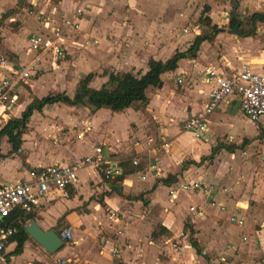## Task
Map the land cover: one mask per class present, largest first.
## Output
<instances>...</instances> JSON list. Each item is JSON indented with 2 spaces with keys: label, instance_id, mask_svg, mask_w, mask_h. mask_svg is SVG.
<instances>
[{
  "label": "crops",
  "instance_id": "0c3cea01",
  "mask_svg": "<svg viewBox=\"0 0 264 264\" xmlns=\"http://www.w3.org/2000/svg\"><path fill=\"white\" fill-rule=\"evenodd\" d=\"M254 1L257 0H237L234 16L239 22L241 21L236 16V11H243L241 15H246V5H252ZM63 4L69 5L65 11L71 9L70 5L72 10L77 6L83 9L75 33L79 42L82 39L85 41L82 47L87 50L85 57H78L73 63L70 84L72 95L67 96L63 89L53 90L55 94L64 93L71 98L78 81L88 74L92 75L88 87L97 90L106 83L110 73H129L139 77L146 73L149 60L164 62L175 53L185 52L198 35L192 27L198 23L200 16H217L215 12L222 14L223 9L227 12L230 5L233 6V1L62 0ZM260 26L264 27V24ZM182 30H186V33H182ZM218 30L211 41H204L199 45L194 57L180 59L176 69L159 76L158 86L146 88V104L135 102L120 112H112L107 107L90 112L88 109L65 107L59 103L45 106L40 112H32L28 122L37 115L42 123L39 131H33L32 137L34 140L43 139L47 143L46 147L38 150L31 134H28L31 129L27 126L25 134L21 136L19 151L24 152L29 135L33 153L39 151L38 155H42L35 158L34 163L28 157L26 167L15 165L17 171L14 172L11 170L7 173L0 168V182L6 181L5 179L28 180L31 175L28 171L33 173L36 168L44 166L42 161L45 160L48 165L73 163L78 158L91 156L95 146L101 147L105 158L118 163L120 175L102 185L107 193L100 201L83 209V200H79L78 196L86 194L92 186H97L101 179L89 168L81 169L80 171L88 169L90 178L85 176L80 180L77 174V182L72 189V202L71 199L57 200L30 217V221L42 231L53 230L56 234L62 228L71 229L74 245H62L54 254H47L39 246L37 248L32 245L33 241L24 234V241L17 255H12L16 239L6 248L10 260L16 264H50L54 257H65L74 258L79 264H214L223 261L221 255H228L238 257L239 260L236 261L239 264H264V217L256 215V219L253 216L254 213L264 216V200L259 199L263 195L262 188L256 185L251 187L253 205L242 208L239 205L242 202L231 198L234 197L233 193L241 191L239 183L231 182L232 178L240 179V169L228 156L224 158L226 154L236 153L231 152L226 142L231 143L238 135L230 130L232 112L235 113L233 106H237V103L232 99L221 102L206 118L204 139L192 140L188 133L180 130L182 121L196 115L205 102L208 88L200 78L204 68L246 66L256 73L264 72L263 42H256L252 36H225L222 29ZM214 44L221 45L228 55L220 57L224 53L217 54L212 46ZM24 54L28 56L27 53ZM45 65L41 64V69ZM57 69L59 67L54 68ZM178 79L181 80L180 84L176 82ZM52 82L50 76L43 75L27 87L34 97L40 99L53 89ZM20 95L22 92L19 88L17 101ZM16 104V110L20 112L14 114L15 118L19 117L27 102ZM55 106L70 114L66 118L67 122L58 114V110L55 111ZM47 111L56 113L52 120L57 124L50 123V118L43 117ZM83 127H88L89 130L79 137ZM91 131L94 135L90 148L87 152L80 153L79 144ZM130 137L142 146L133 147ZM148 138L151 143L146 147L143 144ZM2 140L6 142V138L0 139V154L5 156L10 152V146L4 150ZM52 140L55 141L53 149ZM212 149H216L215 154L210 159L201 161L210 155ZM134 157L139 160L137 169L130 164ZM219 160L220 166L217 165ZM224 164L230 165L231 176H228L230 179L225 185L221 183ZM127 168L130 172H125ZM245 173L248 171L244 167ZM167 176L174 177L175 182L199 177L208 183L205 185H211V193L185 194L190 197L181 195L173 204L172 198L167 195L166 186L157 183ZM8 180L6 182H10ZM221 184L226 189L222 190ZM111 185L120 189H111ZM159 190L163 192L165 203L159 200L162 199L158 195ZM226 190L230 191L229 194H226ZM183 200L188 202L183 205ZM220 205H225L229 210L220 211ZM188 206L203 210L206 217L186 214ZM109 209L117 210L120 215L117 224L104 216V212ZM229 214L242 220V226L227 222ZM181 217H186V221L176 233L173 229L177 228L172 224ZM248 217L251 218L250 222L247 221ZM60 224L64 227L58 228ZM155 227L159 228L158 232H155ZM242 240H245L246 247L237 254V245L240 247ZM190 241L199 248V255L190 246Z\"/></svg>",
  "mask_w": 264,
  "mask_h": 264
},
{
  "label": "built area",
  "instance_id": "2783aa9c",
  "mask_svg": "<svg viewBox=\"0 0 264 264\" xmlns=\"http://www.w3.org/2000/svg\"><path fill=\"white\" fill-rule=\"evenodd\" d=\"M83 15V9L75 7L71 14L61 18L57 23L48 18H40L42 29L26 38V53L30 55L27 62H14L8 57L0 58V67L4 74L0 75V129L9 119L11 109L17 102L18 89L21 84L28 85L41 69V64L54 69L68 56L67 47H80L85 41L78 40L76 33L78 23ZM222 17L228 18L227 12ZM182 33H186L182 30ZM71 38V39H69ZM70 40V41H69ZM202 83L207 86L205 102L199 112L182 121L180 130L188 133L192 140L204 139L206 118L218 107L221 102L235 100L241 116L250 123L264 126V72L256 73L248 67L240 69L219 68L208 66L200 73ZM178 84L181 80L176 81ZM83 127L79 133L82 137L88 132ZM133 147L141 146L137 140L130 137ZM151 139L144 142L149 146ZM132 166H138L136 157L131 160ZM89 168L92 173L101 174L105 182H111L120 175L118 163L105 158L100 146L92 149V155L78 158L73 163L40 166L30 175L28 180L16 179L10 182H0V264H16L7 257L6 248L15 241L18 233L23 231L30 217L57 200L68 199L76 182L77 174L81 169ZM167 195L173 198L178 193L209 195L211 185L201 181L175 182L166 186ZM223 209L222 207H219ZM190 213H201L196 207L189 208ZM108 218L117 224L118 216L110 211ZM231 224L238 227L243 222L233 216L228 218ZM119 234V231L116 232ZM62 245L73 246L72 233L69 228H62L56 233ZM55 264H79L74 258H56Z\"/></svg>",
  "mask_w": 264,
  "mask_h": 264
},
{
  "label": "rangeland",
  "instance_id": "374dc122",
  "mask_svg": "<svg viewBox=\"0 0 264 264\" xmlns=\"http://www.w3.org/2000/svg\"><path fill=\"white\" fill-rule=\"evenodd\" d=\"M258 6H259V8H257ZM68 7H69V5L67 6V4L62 5V0H0V17H1V19H0V58L1 57H8V58L12 59L15 63L19 62V61L22 63L27 62L30 59V57H29V55L25 56V54H24V53H26V38L32 34L38 33L42 29L38 20L42 17V18L51 19L54 21V23H57L61 18L67 17L71 14V11H72L71 5H70L71 9L69 11H65V10H68ZM262 7H264V0L254 1L252 3V5H246L245 8L248 9V10L246 9V13H245L246 15H243V16L241 15L243 11L242 12L240 11L239 13H238V11H236V16L243 23L246 20V18H248V16H250L252 13L260 10ZM225 11L226 10L223 9V12H225ZM205 14H208V12ZM215 14H217V16H215L213 14V15H210V17H207V19L210 22V25H214L218 29H222V31H223L222 33L225 36H232V37H236V38H237V36H240L238 34V29H236V31H237L236 35L229 33L233 29V27H229V25H228L229 17H231V16L235 17L234 16V14H235L234 8L231 5H230V8L227 10V14L229 16L228 18L224 19L220 12H215ZM204 17H206V16H203V15L200 16L201 19ZM216 17H218V18H216ZM215 18H216V20L214 21ZM226 20H228V21L225 22ZM262 24H264V22L255 24V27H256L255 33L252 36V38L256 42L260 41V42L264 43V41H263L264 40V33H263L264 27L260 26ZM194 26L195 27H192V28L195 30L196 33L198 32V34H199L200 30L202 29V25L197 23ZM191 32L195 33L192 30H191ZM75 36H77V35H75ZM69 39H71V38H69ZM82 40H81V42H82ZM212 46L216 50L217 54L224 53V55L221 54L220 57L228 55V54L226 55V52L221 45L215 46V44H214ZM12 50H14L15 52ZM86 51L87 50L84 49L82 46L80 47V44L78 45V47L75 46L73 49H72V46L71 47L68 46L67 47L68 56L65 57V60L63 61V63L60 62L58 64L57 67H59V69H57V70L51 69L48 67V65H45L44 63H42L45 65V67L42 70H40L38 72L37 76L33 80H31L28 84H31L33 81L37 80L38 78H40L43 75H47V76H50V78L53 81L52 82L53 83L52 84L53 89L50 91H47L48 95L55 94V91H53V90H54V88H57L59 90L63 89V92L67 96H71L72 91L70 90L71 89L70 84H72L71 82H72L73 63H74V61H77L78 57H85ZM237 52H235V54ZM241 67L240 66L239 67H237V66L230 67L229 66V68L235 69V70L240 69ZM0 73L2 75L4 74V70L1 67H0ZM19 88H20V91L22 92V95L19 96V100L17 101L18 105H22L23 101H26L28 104L30 101V98L32 96H35V95H32L33 93L29 90V88L25 84H21ZM16 105L17 104H14L12 106L9 119L15 118L14 114H16L17 111L20 112L19 110H16ZM24 108H22V111ZM54 108H55V111L56 110L59 111L58 114H61L60 116H62V118H64L65 121H66V118L68 116H70V114L68 112H66L64 109H62V108L59 109L56 106ZM234 110H235V113L233 114V112H232V117L230 120V124H231L230 130L234 134H238V135H236V138L233 139V141L231 143H229L227 141L226 144L228 147L231 148L232 153H234V152H236V153H234L233 155H227L226 154V155H224V158H227V156H228V158L231 161H233L232 163H235L239 167L240 175H238V176H240V179L236 180L235 178H232L231 182L235 181V184L239 183L241 191L239 193H233L234 197H231V198H233V199L236 198V199H238L239 202H242L239 204L240 206L242 205V208H244L245 205H248V207L249 206L252 207L253 204L251 205V203H252V200H254V198L252 197L253 193L251 191V187L254 188V185L260 186V188H262L263 195L259 199L264 200V126L263 127L262 126L254 127L251 123H249L247 121V119H245L244 117H242L238 113L236 105L233 106V111ZM55 114L56 113H54V112L47 111L46 115H43V117L50 118V120H49V121H51L50 123H54V120H52V118L56 117ZM41 124L42 123L39 122V118H37V115H34V117L27 124L29 129H31V130H29L30 133L28 132V134L29 135L31 134L30 136L32 137L33 131L37 132L41 129V126H40ZM54 124H57V123H54ZM63 124H65L64 121H63ZM66 125H68V124H66ZM68 130H69V128H68ZM60 133L64 134V131H61ZM29 135L27 136L28 140L26 141L25 147L23 149L24 152L19 151V152H16L14 155L9 152V153H7V155L4 156V158L0 159V168L3 169V171L6 170L7 173H10L11 170L13 172L17 171V167L15 165H17V166L20 165V166H23V168H25L26 167L25 164L27 162L26 160L28 157L30 159L29 161L31 163H34L36 161L35 158L42 155V154L38 155V153H40L39 151L33 153L32 149H31L32 142H30ZM92 135H94L93 131H91L86 137L83 138V140L79 144L80 153H85L88 151V149L90 148L91 142H92ZM32 139L34 140V137H32ZM34 142H35V145L38 146V150L45 148L46 144H47L41 138H40V140L35 139ZM54 142L55 141L52 140V143H51L52 149L55 147ZM1 144H2V148L4 150L9 147V145L3 140L1 142ZM202 144H205V143L202 142ZM189 148H192V147L190 146ZM71 149H72V147H71ZM10 155H12V156H10ZM42 163L45 165L49 164L47 160L42 161ZM220 163L221 162L219 160V164H217V165L220 166ZM223 166H224V169H223L222 173H224V176L222 178L221 183L223 182V184L225 185L226 182H229L228 179H230L228 177V176H230L229 175L230 165L224 164ZM133 167H135V166H133ZM244 167L248 171L247 174L246 173L244 174ZM249 172H250V174H249ZM28 173L32 174L31 170H29ZM78 175H79L80 180L83 179L85 176H87L86 178H90L88 169L80 171L78 173ZM98 176L101 179V183H99L97 186L91 185L92 187L89 189V191L86 194H82V195L78 196L79 200H81V201L83 200L82 205H81L83 209H85V207H87L89 204L100 201L101 197L107 193V191H105V189L102 186L105 184V181L103 180L101 174H98ZM5 180L7 181L8 179H5ZM22 180H24V179L22 178ZM193 180L194 181L195 180L201 181L204 184H208L207 182H205L203 179H201L199 177L194 178ZM193 180L191 179L189 181H193ZM245 180H247V182H245ZM6 181H4V182H6ZM8 181H10V180H8ZM223 184H221V186H220V187H222V190L226 189L225 186H223ZM228 191L226 190V194H229ZM164 193H165V190H164ZM159 194L162 197V199L161 198L159 199L160 202L165 203L164 201L166 199L162 195L163 194L162 190L160 191V193H158V195ZM181 195H183L185 197L189 196V195L186 196L185 194H182V193H178V194H176L175 197L172 198L173 204L176 203L180 199ZM68 199H71V202H72V191L69 192ZM68 199H66V200H68ZM183 202H184L183 203V205H184L188 201L183 200ZM254 204H256V203L254 202ZM189 207L190 206L187 207V211H186L187 213L186 214H190V215L193 214V216H196L198 218L204 217V216L206 217V213L203 212V210H201V209H200L201 213L194 212L191 214L189 212ZM219 207H222L223 209H220ZM258 207H260V206H258ZM218 208L220 209V211H225L227 209L225 207V205L224 206L220 205V206H218ZM227 210H229V209H227ZM110 211H112V210L111 209L106 210L104 212V216H106L108 218V214L110 213ZM114 212L117 214L118 217H120L117 210H114ZM168 212H171V211H169V209H168ZM230 213H232L231 215H233V212H230ZM231 215L229 214V216H231ZM256 215L259 218L264 217L261 213H257V214L254 213L253 214L254 217H256ZM257 217H256V219H258ZM226 218H227V216H226ZM185 221H186V217H184L183 219L181 217L180 219L173 221L172 225L174 226V228L175 227L177 228V229H173L174 232H176V230L179 231V229L182 228V226L184 225ZM247 221L250 222L251 218L248 217ZM227 222H229V221L227 220ZM59 227H64V225L60 224L58 226V228ZM158 230H159V228L155 227V232H158ZM70 231L72 233L71 229H70ZM240 238L242 239V237H240ZM240 243H241L240 247L237 245V247H238V249H236L237 254L239 252H241V249H245V247H246L245 240H242ZM32 245H35L37 248H39L38 245L35 244L34 242H32ZM221 258H223V261L216 262L214 264H239V262H237L239 260V258L236 256L228 257V255H221ZM55 259H56V257H54L52 260H50L51 262H49V263L54 264ZM234 262H236V263H234ZM33 264H36V263L34 262Z\"/></svg>",
  "mask_w": 264,
  "mask_h": 264
},
{
  "label": "trees",
  "instance_id": "16d2710c",
  "mask_svg": "<svg viewBox=\"0 0 264 264\" xmlns=\"http://www.w3.org/2000/svg\"><path fill=\"white\" fill-rule=\"evenodd\" d=\"M232 1V7L235 10L237 0ZM262 22H264V7L248 16L243 23L239 22L236 17L231 16L229 17L228 25L229 27L237 26L240 37H251L255 33V24ZM198 23L202 25V29L200 33L194 37L185 52L175 53L164 62L149 60L147 62L146 73L139 77L132 76L129 73H110L107 75L106 83L99 89L94 90L88 87V83L92 79V75L88 74L78 81L71 98L67 97L64 93L46 95L40 99L32 96L29 103L25 106L23 111H21L19 117L8 119L0 129V139L2 137L6 138V142L10 146L11 154L18 152L22 143L21 136L25 134L27 130V122L32 112H40L45 106L53 104L61 103L69 107L73 106L88 109L90 112H94L102 107H107L112 112H120L135 102L146 104L147 101L144 96L146 88L158 86L160 83L159 76L161 74L176 69L177 62L180 59L194 57L199 45L204 41H211L219 31L214 25H210L207 17L200 18ZM215 150L216 149H212L210 155L207 158H202L201 161L210 159L212 155L215 154ZM2 158H4V156L0 154V159ZM133 168L137 169L139 167L135 166ZM125 172H130L129 168H127ZM174 182V177L167 176L157 183L168 186ZM23 237L24 233L21 230L16 237V247L12 255H17L21 250L24 241ZM190 246L195 250L196 254H200V250L194 242L190 241Z\"/></svg>",
  "mask_w": 264,
  "mask_h": 264
},
{
  "label": "water",
  "instance_id": "95a60500",
  "mask_svg": "<svg viewBox=\"0 0 264 264\" xmlns=\"http://www.w3.org/2000/svg\"><path fill=\"white\" fill-rule=\"evenodd\" d=\"M236 29L237 26L233 27L229 33L236 35ZM110 188L117 190L120 189L114 185H111ZM23 232L47 254H54L62 247V242L53 230L42 231L33 221H30L24 226Z\"/></svg>",
  "mask_w": 264,
  "mask_h": 264
}]
</instances>
